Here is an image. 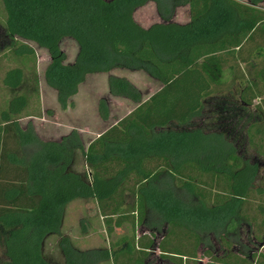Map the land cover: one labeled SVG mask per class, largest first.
<instances>
[{
    "label": "trees",
    "instance_id": "obj_1",
    "mask_svg": "<svg viewBox=\"0 0 264 264\" xmlns=\"http://www.w3.org/2000/svg\"><path fill=\"white\" fill-rule=\"evenodd\" d=\"M0 2L6 50L34 63L25 41L48 51L44 77L62 108L91 74L121 68L161 84L146 99L129 79L110 74L109 94L135 108L87 147L77 129L59 141L41 139L32 122L20 123L29 96L8 100L0 111L5 264H56L44 254L53 235L63 264H149L155 250L172 264H264V203L252 208L264 195L255 187L260 165L241 152L245 135L250 142L254 136L250 107L264 95V0ZM149 2L161 21L144 27L134 14ZM181 6H188L187 23L174 21ZM65 38L78 45L73 63L61 48ZM24 81L22 67L3 77L11 90ZM98 112L110 119L108 98ZM78 152L87 173L73 169ZM77 199L95 206L109 234L129 224L131 235L108 247H75L61 229L66 206ZM246 225L249 244L241 239ZM140 226L145 233H137Z\"/></svg>",
    "mask_w": 264,
    "mask_h": 264
},
{
    "label": "rangeland",
    "instance_id": "obj_2",
    "mask_svg": "<svg viewBox=\"0 0 264 264\" xmlns=\"http://www.w3.org/2000/svg\"><path fill=\"white\" fill-rule=\"evenodd\" d=\"M261 7L264 8V2L261 4ZM185 10L181 8L179 11H176L174 21L182 22L186 20L187 12ZM134 16L136 21L144 27L161 21L154 5H147L137 9ZM4 20V9L0 2V111L6 106L8 100L13 95L17 93L27 94L30 98V103L24 111L20 123L25 127L29 121L32 122L38 136L43 140L59 141L64 135L69 134L73 129H77L80 132L85 147H87L103 131L130 113L135 108L133 102L113 97L109 94L108 77L110 74L129 79L141 90L146 99L161 87L158 81L142 71H130L118 68L110 73L91 74L80 85L77 95L71 99L72 104L64 109L57 101L56 91L49 87L45 81L44 71L50 62L48 51L33 42L25 41L35 50V63L32 60L15 57L12 52L6 50L7 44L2 43L4 42L2 41ZM61 48L67 55L66 63H73L78 52L77 43L72 38H65L61 42ZM14 67H22L24 69L25 81L20 88L11 90L3 85V77L7 70ZM231 88L239 89L240 87L239 84H234ZM228 90H226L225 94H229ZM103 97L108 98L110 102L111 115L108 121H103L98 112V103ZM250 112L253 117L251 123L254 125L252 130L254 136L250 142L245 135V142L241 152L246 159L259 162L260 170L255 181V187L264 189V134L255 135L254 131L256 128L264 130V95L254 102V105L250 107ZM195 122L200 124L202 120L197 119ZM73 169L79 172H89V166L80 152L75 156ZM260 202L264 203V195H257L253 200L252 208H256ZM94 208L95 206L92 203H87L83 199L72 201L65 208L61 233L68 235L75 247L82 250L108 247L110 243L117 241L120 237L131 235L132 226L129 224L116 228L112 234H109L103 223V219L96 214ZM247 228L246 225L241 232L243 244H249V236L246 232ZM145 232L146 229L143 226L137 228L138 234ZM156 239L158 241L160 236L158 235ZM58 241L59 236L53 235L48 237L44 245V254L52 262L63 264L64 260L58 246ZM261 246L259 250L264 252V244ZM159 254L160 252L155 250L149 264H172L168 260L159 259ZM0 264H5V257L1 252ZM100 264L112 263L107 261Z\"/></svg>",
    "mask_w": 264,
    "mask_h": 264
},
{
    "label": "crops",
    "instance_id": "obj_3",
    "mask_svg": "<svg viewBox=\"0 0 264 264\" xmlns=\"http://www.w3.org/2000/svg\"><path fill=\"white\" fill-rule=\"evenodd\" d=\"M241 1H243V0H241ZM147 5H154V6L156 7V5H155L154 2H149V3L146 4L145 6H147ZM143 7H144V6H143ZM140 8H141V7H140ZM181 8H182V9H186L185 12H187V17L185 18L186 20H183L182 22L180 21L179 23H187V22L189 21V9H188V6H181V7H178L176 11H179V9H181ZM138 9H139V8H138ZM174 17H175V16H174ZM176 22H178V21H176ZM152 24H153V23H152ZM150 25H151V24H149V26H150ZM149 26H148V27H149ZM146 27H147V26H146ZM96 74H97V73H96ZM76 95H77V94H76ZM76 95H75V96H76ZM75 96H74V97H75ZM74 97H73V98H74ZM23 127H24V126H23ZM101 218H102V217H101Z\"/></svg>",
    "mask_w": 264,
    "mask_h": 264
}]
</instances>
